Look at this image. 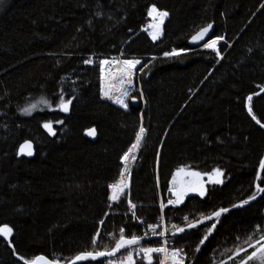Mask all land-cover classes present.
<instances>
[{"label":"trees","instance_id":"trees-1","mask_svg":"<svg viewBox=\"0 0 264 264\" xmlns=\"http://www.w3.org/2000/svg\"><path fill=\"white\" fill-rule=\"evenodd\" d=\"M152 5L169 12L157 40L143 30L152 19ZM261 5L264 0H4L0 226L13 227L15 247L0 237V264H24L20 256L37 255L69 264L83 251H110L121 228L126 238L148 237L145 224L161 215V202L169 224L185 228L202 215L257 196L264 129L249 115L246 98L264 87ZM211 23V38L225 37L219 46L223 59L189 45L191 36ZM172 49L185 51L166 57ZM121 53L144 58L147 67L141 72L140 66L137 81L142 92L131 97L142 98V93L146 108L141 99L124 109L101 97L99 61ZM89 58L95 61L91 65L83 62ZM61 95L76 97L68 112L58 107ZM42 98L50 103H40ZM30 104L37 107L25 115L22 109ZM252 108L264 123V92L253 97ZM49 122L55 136L43 127ZM141 126L147 131L129 188L110 206L108 184L118 177L120 160ZM90 128L96 129L95 140L86 136ZM26 140L35 143L31 159L18 156ZM181 167L201 173L219 168L224 182L208 184L205 197L168 204L172 178ZM259 183L264 187V173ZM129 200L136 205L135 222ZM251 201L224 214L198 253L194 250L211 222L175 235L174 245L187 253L186 263L239 264L244 252L237 256L235 249L250 254L249 242L255 243L264 228V193ZM159 242L153 238L128 247L116 258ZM158 263L154 256L153 264Z\"/></svg>","mask_w":264,"mask_h":264},{"label":"snow or ice","instance_id":"snow-or-ice-1","mask_svg":"<svg viewBox=\"0 0 264 264\" xmlns=\"http://www.w3.org/2000/svg\"><path fill=\"white\" fill-rule=\"evenodd\" d=\"M4 3V0H0V5ZM262 8H264V5H261ZM102 13L97 12V15H101ZM148 15L153 18L155 23L150 25V27L153 29L151 35L153 40H157L160 35L162 34V25L164 23V20L169 16V12L166 10H160L156 7V5H152L151 8L148 11ZM89 23H91L89 21ZM213 28L212 24H208L205 27L199 28L198 31L195 32L194 35L191 36V42L192 43H199L200 41H204L206 37H208L210 30ZM225 40V37L223 35L214 36V38H210L203 44V47L206 49H210L213 52L216 53L217 56L220 57V59H223L222 56H220L218 45L221 41ZM231 47V45H228ZM184 49H181L177 51L176 49H172L170 52H165L164 55L166 57H178L181 55L182 52H184ZM251 51V50H250ZM123 55V53H121ZM85 64H93L95 61L92 58L86 59L83 61ZM137 65H141V61L139 59H117L115 57L111 59H103L99 61V69H100V80H101V87L100 92L102 96L106 99L113 100L114 103L121 105L123 108H128V103L125 100V97L129 96L128 90L125 88V85H132L134 82V78L137 73ZM147 65H142L139 71L143 72L144 68H146ZM262 92H264V88L261 89ZM118 93V94H117ZM142 95V93H141ZM253 95L259 96L260 93H254ZM253 95H249L247 99V111L249 115L252 117L253 120L262 128L264 129V123H261L259 119L256 118V116L253 114V108H252V101H253ZM76 99L75 96L64 99V96L61 95L59 98V104L58 107L63 112H68L70 110V106L73 103V100ZM131 99H135V97H132ZM40 103L43 104H49L50 102L47 99L42 98ZM37 107L36 104H30L28 107H25L22 109L23 113L25 115H30L33 110H35ZM59 123H63V121H59ZM45 129L48 130V132L55 136L56 132L53 129L52 123H45L43 125ZM146 129L141 126L139 128V131L136 134L135 137V143L131 145V147L124 153L122 156V160L125 162V165H127V162L129 160V156L133 153L134 150H139V148L142 145V142L145 138ZM87 134L89 136H96V129L90 128L87 131ZM19 155H27L32 156L33 153V145L31 141H25L22 145L19 147ZM132 159H135V156H132ZM129 169L127 166H125L124 170L120 173V179L118 182L113 183L110 185V188L112 190V194L110 199L113 202L119 201L122 194H124L125 189L129 188L128 179L125 176V173H128ZM260 173H264V159H261L259 162V172L256 175V180L261 181V175ZM181 175H191L194 177H197V180L195 182H190L188 184H185L181 181H178V177ZM204 175L208 176L209 181L212 184H223L222 177L224 176V172L219 169H213L211 172L206 173ZM256 192L258 193H264V187L261 186V183H256ZM169 191L172 192V194L175 196V199H169L168 204L171 205H178L182 204L184 202L185 196L189 192H196L199 194L200 197H205L207 195V189L205 187V184L202 179V174L198 172H189L186 173L185 169L183 167L178 168L176 171V174L173 176L172 179V187L169 188ZM256 199V194H252L248 197V199L242 200L239 204H233V208H239L243 207L244 205L249 204L251 200ZM131 209L133 210V215H135V208L136 205L132 204V202L128 201ZM161 209L166 207V205L161 202ZM230 211L229 208L221 207L217 210L212 211L210 214L202 215L196 222L194 223H188L187 229H196L201 224H205V222H211L210 226L206 229V234L203 236V238L199 241V245L195 248V252L201 251V245H204V243L209 239V236H211L215 230L217 229V225L220 223L221 217L228 213ZM187 217H184V220H187ZM101 224L104 223V221H100ZM149 227L152 230L153 235H160V236H166L168 229L165 228L163 231L157 233V228L160 227V225H149ZM172 235L175 236L178 233H184L186 229L184 227H179L175 224L172 225ZM13 227L9 226V224L4 223L2 226H0V237L5 238L9 244L12 243V237H13ZM256 230H253V235H256ZM100 233H96V237H99ZM147 235V233H145ZM144 237L137 236L135 234L131 235L130 238H126L124 235V229H120V235L119 239L115 242V246L109 251H83L80 252L78 255L75 256V258L71 261V264H77L78 261H88V260H96L101 257H112L116 253L120 252L121 249H125L134 245H139L140 241ZM251 238H249L250 240ZM93 244L96 243V239L94 238L92 241ZM13 245V249H14ZM248 247L253 249L251 253H248V250L245 248H237L235 249L236 255L240 256L241 252H244V256L240 257L239 264H264V228L260 229L259 239L255 241V243L249 242ZM139 253L143 254V256L147 260V264H153V253H158L161 255L162 259L160 260V264H186V258L187 253L184 252L183 249L180 248H169L167 246V240L164 241L163 246L161 247H140L137 250ZM20 260L24 261V264H60V261L58 259H50L49 257L45 255H37L32 259L26 260L23 256L19 257ZM112 264H115L113 261ZM121 264H124L122 261ZM126 264H135V261L133 259V253L132 251H129L127 253L126 257Z\"/></svg>","mask_w":264,"mask_h":264},{"label":"built area","instance_id":"built-area-1","mask_svg":"<svg viewBox=\"0 0 264 264\" xmlns=\"http://www.w3.org/2000/svg\"><path fill=\"white\" fill-rule=\"evenodd\" d=\"M120 163H121V166H122L120 173L124 170L125 166H127L128 169H129V172L125 173V176L127 177L128 183L130 184L132 173H133V165H134V163H132L131 165H125V162L122 160V158L120 160ZM120 173H119L118 177L114 181H112L111 183L108 184V189H109V198L108 199H109L110 206H113L114 204L119 203L122 200V198L124 197V195L127 192V190H128V189H125V192H124V194L121 195L119 201L113 202L110 199L111 194H112V190L110 188V185L119 181ZM164 209H165V207L163 209H161V215L156 219V221H154L152 223L145 224L146 225L145 226V232L147 233L148 237L158 236L157 239L160 242L157 245H150V246H143V247H145V248H147V247H153V248L161 247V246H163L164 241L167 240V246L170 249L171 248H177V247H175L174 241H173V238H174V236L172 235L173 229H172V226L169 224V221H168L167 216L165 215ZM138 223L141 225V224H144V221L143 220H139ZM149 225H160V227H158L157 230H156L157 233L163 231L165 228L168 229V232H167L166 236H163V237L160 236V235H153L152 234V230L149 227ZM98 232L101 234V230H99ZM94 238L98 239V237H96V235L94 236ZM139 248L140 247H138L136 250L132 251L133 259L135 261V264H138V262L141 261V260H144V259L146 260V258L143 256V254H141V253H139L137 251ZM154 256H157L159 258V263L158 264H160V260L162 259L161 255L158 254V253H153V257ZM126 257H127V254L122 256V257H120V258H113V259L107 260V261H105L104 264H112L113 261L115 262V264H121L122 261L124 262V264H126Z\"/></svg>","mask_w":264,"mask_h":264},{"label":"water","instance_id":"water-1","mask_svg":"<svg viewBox=\"0 0 264 264\" xmlns=\"http://www.w3.org/2000/svg\"><path fill=\"white\" fill-rule=\"evenodd\" d=\"M212 25H213V28L210 30V32H209V35H208V37H206L205 38V40L204 41H200L199 43H192L191 42V39H190V42H189V45H190V47H192V48H195V49H200V48H204L203 47V44L205 43V42H207V40L208 39H210L212 36H213V34H214V31H215V24L214 23H211ZM264 88V87H263ZM259 93H262V91L260 90L259 91ZM256 95H253V97H255ZM133 102H134V104L137 106V105H139V100L137 99V98H135L134 100H133ZM144 102H145V99H144ZM143 108H146V103H144V107ZM86 135H87V137H89L90 139H93V140H95L96 138H97V132H96V136H89L87 133H86ZM26 141H31L32 142V145H33V155L32 156H27V155H19L18 154V156L19 157H26V158H29V159H31V158H33L34 156H35V154H36V147H35V143L32 141V140H26ZM25 142V141H24ZM23 142V143H24ZM22 143V144H23ZM21 144V145H22ZM20 147V146H19ZM18 152H19V149H18ZM263 159H264V156H263ZM260 175H262V173H260ZM256 183H259V181H257ZM263 195V193H259L257 196H256V199L255 200H257V199H259L261 196ZM255 200H253V201H255ZM252 202V201H251ZM251 202H249V204L251 203ZM248 205V204H247ZM244 206H246V205H244ZM243 206V207H244ZM239 208H241V207H239ZM231 209H238V208H231ZM230 209V210H231ZM196 222V221H195ZM194 223V222H193ZM206 223V222H205ZM2 226V225H1ZM185 229H186V231L185 232H187V231H190L191 229H187V226L185 227ZM184 232V233H185ZM180 234H183V233H178V234H176V235H180ZM3 238V237H2ZM153 238H158V236H151V237H145V238H143L141 241H140V243H142V242H145V241H148V240H150V239H153ZM4 240H6L5 238H3ZM7 241V240H6ZM8 242V241H7ZM10 245V247L11 248H13V244L11 243V244H9ZM126 249V248H125ZM124 249H121V251L120 252H118V253H116L114 256H112V257H101V258H98V259H96V260H94V261H101V260H105V259H112V258H115L116 256H118L122 251H123ZM88 261H90V260H88ZM83 262H85V261H78L77 262V264H81V263H83ZM69 264H71V262L69 263Z\"/></svg>","mask_w":264,"mask_h":264},{"label":"rangeland","instance_id":"rangeland-1","mask_svg":"<svg viewBox=\"0 0 264 264\" xmlns=\"http://www.w3.org/2000/svg\"><path fill=\"white\" fill-rule=\"evenodd\" d=\"M156 21H154L153 20V18L151 19V21L147 24V25H152L153 23H155ZM146 25V26H147ZM146 26L144 27V29L143 30H145V31H148L150 34L152 33V31H153V29L150 27V28H147L146 29ZM162 27V26H161ZM162 31H163V28H162ZM162 35V34H161ZM160 35V36H161ZM152 36V35H151ZM224 42V40L223 41H221L220 42V44L218 45V48H219V46L222 44ZM115 58H117V59H120V60H123V59H132V58H134V57H126V56H124V55H119V56H117V57H115ZM105 59H111V58H105ZM135 59H139L140 61H141V65L143 64V61H144V58H140V57H135ZM153 59H156V57H154ZM141 65H137V73H136V76H135V78H134V82H133V84L132 85H129L128 87H127V90H128V92H129V96L128 97H125V100H126V102L128 103V107L130 106V101L132 100L131 98V95H132V93H134V92H136L137 90H139V91H141V89H139V87L137 86V81H138V69L140 68V66ZM142 92V91H141ZM118 94V93H117ZM142 96V95H141ZM101 97L104 99V97L102 96V94H101ZM139 100L141 99L142 101H143V103H146V101L144 102V98L142 97V98H138ZM105 100H107V101H109V102H113V104H116V103H114V101L113 100H109V99H105ZM116 105H118V106H120V107H122L121 105H119V104H116ZM123 108V107H122ZM125 109V108H124ZM128 109V108H127ZM52 126H53V124H52ZM53 129H54V126H53ZM47 130V129H46ZM48 131V130H47ZM55 131V130H54ZM138 154H139V152L137 153V155H136V157H135V160H134V165H135V163H136V159H137V157H138ZM134 165H133V167H134ZM223 178H224V176H223ZM203 182L205 183V184H207L206 182H209V180H207V178H205L204 180H203ZM209 184V183H208ZM208 184H207V187H208ZM212 184V183H211ZM127 193V192H126ZM125 193V194H126ZM100 237V236H99ZM99 237H98V239H99ZM98 239H96V241L98 240ZM60 264H64L63 262H60ZM256 264H258V262H256Z\"/></svg>","mask_w":264,"mask_h":264},{"label":"crops","instance_id":"crops-1","mask_svg":"<svg viewBox=\"0 0 264 264\" xmlns=\"http://www.w3.org/2000/svg\"><path fill=\"white\" fill-rule=\"evenodd\" d=\"M185 169V172L186 173H189V172H198V173H201V172H199V171H195V170H191V169H186V168H184ZM175 174H176V172H175ZM174 174V175H175ZM202 174V179L204 180L205 178H207V180H209L208 179V176L207 175H204V174H206V173H201ZM173 179V178H172ZM178 179V181H181V182H183V183H185V184H188V183H190V182H195L196 180H197V177H194V176H191V175H181L180 177H178L177 178ZM222 179H223V177H222ZM207 184L209 183V184H211V182L209 181V182H206ZM205 184V183H204ZM207 184H205V187H206V189H207ZM171 187H172V181H171ZM172 193V192H171ZM192 195H198L199 196V194L198 193H196V192H189L186 196H185V198H184V201H185V199L187 198V197H189V196H192ZM172 196H173V199L172 200H174L175 199V196L172 194ZM178 205H180V204H178Z\"/></svg>","mask_w":264,"mask_h":264},{"label":"bare ground","instance_id":"bare-ground-1","mask_svg":"<svg viewBox=\"0 0 264 264\" xmlns=\"http://www.w3.org/2000/svg\"><path fill=\"white\" fill-rule=\"evenodd\" d=\"M168 18V17H167ZM166 18V19H167ZM166 19L164 20V23H163V25H162V28H164V24H165V21H166ZM150 25H147L146 26V29L147 28H150L149 27ZM142 97H143V95H142ZM88 131V130H87ZM87 131H86V133H87ZM87 136V135H86ZM135 143V142H134ZM137 152H138V150H134L133 151V153L129 156V160H128V162H127V165H131L133 162H134V160L132 159V156L134 155L135 157H136V155H137ZM161 207V206H160ZM132 216V220L134 219V222H135V218H136V216H134L133 214L131 215ZM137 222V221H136Z\"/></svg>","mask_w":264,"mask_h":264}]
</instances>
